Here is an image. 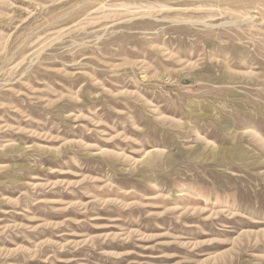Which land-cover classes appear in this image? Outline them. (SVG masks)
I'll list each match as a JSON object with an SVG mask.
<instances>
[{
  "label": "rangeland",
  "instance_id": "rangeland-1",
  "mask_svg": "<svg viewBox=\"0 0 264 264\" xmlns=\"http://www.w3.org/2000/svg\"><path fill=\"white\" fill-rule=\"evenodd\" d=\"M0 264H264V0H0Z\"/></svg>",
  "mask_w": 264,
  "mask_h": 264
}]
</instances>
